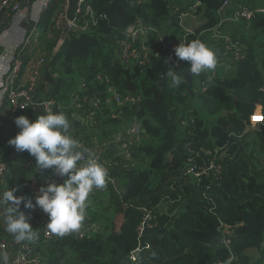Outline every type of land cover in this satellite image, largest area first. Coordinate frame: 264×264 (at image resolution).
Instances as JSON below:
<instances>
[{"label":"trees","instance_id":"obj_1","mask_svg":"<svg viewBox=\"0 0 264 264\" xmlns=\"http://www.w3.org/2000/svg\"><path fill=\"white\" fill-rule=\"evenodd\" d=\"M228 1L186 0L175 8L171 0H85L76 22L87 29L70 31L54 53L65 0H51L38 23V56L50 57L57 76L47 99L107 169V183L88 198L85 236L74 231L45 243L33 223L41 208L22 203L38 240L6 239L1 227L0 243L14 250L31 244L44 264H252L257 251L255 264H264V13L225 24L233 76L200 75L198 87L194 76L189 90V62L168 59L169 43L208 45ZM139 24L146 31L137 45L147 62L139 53L123 63L119 45ZM169 67L184 77L178 88L165 78ZM17 80L14 88L23 89ZM115 94L131 101L119 104ZM5 105L12 107L9 99ZM133 118L139 134L123 147L117 138L129 134ZM35 164L18 151L3 191L15 189L35 203L54 172Z\"/></svg>","mask_w":264,"mask_h":264},{"label":"clouds","instance_id":"obj_2","mask_svg":"<svg viewBox=\"0 0 264 264\" xmlns=\"http://www.w3.org/2000/svg\"><path fill=\"white\" fill-rule=\"evenodd\" d=\"M228 5L226 4V7ZM260 9L262 8H259L258 12L264 13L259 11ZM251 10L256 11V9ZM226 20L230 22L229 18ZM136 28H141V31L134 42V54L136 56L140 53L141 62L146 63L143 49L137 45L141 35L145 36L146 29L142 25H135L129 29L127 38L121 44L129 41L131 32ZM223 35L226 34H220L219 40ZM121 44L119 45L120 54ZM169 44L168 46L175 51L179 60L189 62V70L193 77L216 69L218 63L216 51L201 40L196 39L188 43L181 42L176 48H172V43ZM220 44L224 53L222 40ZM165 78L168 79L169 86L172 88H178L184 82V77L172 67L167 69ZM37 106L39 107V105ZM15 124L20 131L8 143L14 146L17 151H27L34 157L38 170L53 169L57 175L66 178L62 183L52 182L47 186H41L40 194L35 198V203L31 198L24 195H15V189L0 193V209H3L2 222L5 230L12 234L17 242H35L38 240L39 233L32 227L28 215L20 211L23 203L25 208L39 207L48 214L49 222L46 226L50 233L62 237L77 231L85 219L86 209L90 203L88 199L90 194L94 189L106 187L107 169L90 148L82 146L74 138L70 132L69 117L63 112L53 111L45 105L44 114L38 115L34 121L27 115H20L15 118ZM207 169L210 167L208 166ZM142 231L143 236L146 226H143ZM143 247V238H141L140 248L134 251L136 256ZM0 258H2L3 264H7V252L0 253Z\"/></svg>","mask_w":264,"mask_h":264},{"label":"crops","instance_id":"obj_3","mask_svg":"<svg viewBox=\"0 0 264 264\" xmlns=\"http://www.w3.org/2000/svg\"><path fill=\"white\" fill-rule=\"evenodd\" d=\"M28 1L30 0H23L24 7L28 6ZM69 1L70 3L66 8L65 14L67 17V22L68 19H73L77 15L76 0ZM184 1L186 0H171V4L176 8V5H179ZM228 4L229 5L224 11L225 15L223 16V26L214 30L207 41L208 45L211 46L210 48L216 51L218 63L214 71H208L200 74L205 75V77H210L214 74H221L225 76H233L236 74V63L224 55L222 46L220 44L221 40H219L220 34H231V32H227L225 27V24L227 23L226 19L230 18L232 22L237 21L235 16L236 10L243 6L256 9V11H258L259 8H264V0H229ZM27 11V17L17 18L15 23L12 22V17L10 18L7 16L6 11H0V32H3L5 28L8 29V35L4 39V45L8 47L10 51H14L17 54H22L25 59L23 70L20 73L16 84L19 88H26L30 92L27 98L20 99V102L24 107L14 110L12 107L9 108L8 105L4 106L5 102L0 106V161H5L8 163L15 160V158L18 156V151L15 149V147L8 143V141L20 131V129L15 124V118L20 115H27L34 121L38 115L44 114V101L47 100V97L51 95L52 87L55 85L57 78L55 73H52L54 67L49 56L47 59L45 58V62L41 63L38 73H35L34 63L38 61V55H41V52L39 53L37 49L39 44L37 46L34 44H27V37L30 32L31 19H40L45 10L38 12L37 8L32 9L30 7L27 9ZM61 32L62 29L60 30V33ZM200 75L195 77L196 87H198V84L200 83ZM37 105H39V107ZM131 123L132 119L130 120L129 125H131ZM242 150L243 148H240V151ZM3 186L4 182L0 178V193H2L4 190ZM2 211L3 209H0V228L2 227V236L6 239H13L14 236L5 230L3 225ZM11 251L14 252V249H11ZM257 254L260 255L261 253L257 251Z\"/></svg>","mask_w":264,"mask_h":264},{"label":"built area","instance_id":"obj_4","mask_svg":"<svg viewBox=\"0 0 264 264\" xmlns=\"http://www.w3.org/2000/svg\"><path fill=\"white\" fill-rule=\"evenodd\" d=\"M51 0H33L30 6H23V0H2L0 2V11H6L8 17H12V22L15 23L17 18H25L27 17V9L30 7L32 9L37 8L38 12H42L46 10L50 4ZM77 2V14L81 12L82 5L84 4L85 0H76ZM70 1L65 0V7L64 11L60 14L59 17V29H61V19L63 16H66V8L68 7ZM228 4V3H227ZM86 12L91 11L90 6L85 7ZM259 11L264 12V8L260 9ZM254 12L247 8L241 7L236 12V19L239 17H245L250 19ZM77 16V15H76ZM40 19L32 18L31 19V27L30 32L27 37V44H37L39 41V23ZM68 28L70 31H85L87 29L86 26H79L76 22V17L73 19H68ZM141 28L134 29L130 34L129 41L123 42L120 46V51L122 55V62L130 63L132 58L135 56L134 54V42L138 38L140 34ZM8 35V29L5 28L4 31L0 32V43L4 42V39ZM32 37V39H31ZM224 45V54L230 56V51L232 49L230 44V38L226 35L221 37ZM26 44V45H27ZM235 56L240 55V52L237 50ZM168 59L174 64H177L179 59L175 55V51L169 49L168 51ZM44 57H39L38 61L35 64V73H38L41 63L45 62ZM25 64L24 57L22 54H17L14 52L12 55L0 51V106L4 104L6 99H9L12 109L16 110L21 107H24L20 99L27 98L29 96V90L24 88L17 90L14 88L15 81L19 78L20 73L23 70V66ZM205 82H203V85ZM115 99L119 104H124L126 102L131 101V98L128 96L126 98H121L120 95L115 94ZM44 104L47 105L49 109L52 110V100L47 99L44 101ZM140 128L139 123L136 118L132 119V123L130 125L129 134L123 136L120 134L117 138L118 142L123 144V147H129L132 144L131 137H136L139 134ZM87 159V157H85ZM8 172V164L5 161H0V178L1 180H5L6 174ZM64 177L57 175L55 172H51L50 177L47 179V184L56 182L62 183ZM49 222V216L45 213L42 209L40 215L36 218L35 225L38 227L39 233L42 234V239H44L45 243H48L50 240H56L59 236L52 234L47 229V223ZM82 225V224H81ZM84 228L80 227L77 231H75L79 237L85 236ZM143 231H141L142 234ZM7 252L8 260L7 264H44L42 257L38 254L37 250L31 245L27 243L17 244L15 246L14 252L11 251L9 247V243L6 240L1 241L0 243V253ZM133 260H136V254L133 252L132 255ZM3 264V262H2ZM221 264V263H219Z\"/></svg>","mask_w":264,"mask_h":264},{"label":"water","instance_id":"obj_5","mask_svg":"<svg viewBox=\"0 0 264 264\" xmlns=\"http://www.w3.org/2000/svg\"><path fill=\"white\" fill-rule=\"evenodd\" d=\"M61 26H62L61 38H60L57 46L55 47L54 53H56V52H58L60 50V48L63 46L65 40L68 37L69 29H68V22H67V17L66 16H64L62 18V24H61ZM185 77L188 79V82H189V90H191V87L193 85V76L191 75L190 70L186 73V76Z\"/></svg>","mask_w":264,"mask_h":264},{"label":"rangeland","instance_id":"obj_6","mask_svg":"<svg viewBox=\"0 0 264 264\" xmlns=\"http://www.w3.org/2000/svg\"><path fill=\"white\" fill-rule=\"evenodd\" d=\"M202 16H203V13H202ZM200 20H202V17L196 18L197 23H200ZM0 51L6 52V53H8L10 55H12L14 53V51H10L9 48L4 45V42H1L0 43ZM258 156H262V155L259 154ZM262 162H263V165H264V158H262ZM34 167H36V164L34 165ZM40 175H41V177H43L42 174H40ZM260 256L261 255L257 254V252L253 253V257H254L255 260H253V263L252 264H255L257 261L261 260V258H259Z\"/></svg>","mask_w":264,"mask_h":264}]
</instances>
